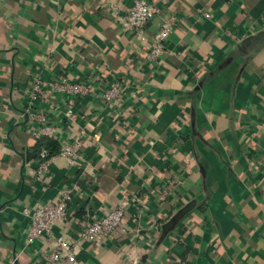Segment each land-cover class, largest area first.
Here are the masks:
<instances>
[{"label":"crops","instance_id":"obj_1","mask_svg":"<svg viewBox=\"0 0 264 264\" xmlns=\"http://www.w3.org/2000/svg\"><path fill=\"white\" fill-rule=\"evenodd\" d=\"M148 1L163 13L140 42L116 22L133 0H0V264H47L45 243H25L28 211L73 188L78 220L126 203L105 246L70 224L83 264H264V0ZM172 16L151 66L149 42ZM35 74L124 88L115 107L89 97L49 118L61 139L82 136L80 169L60 157L39 172L21 116ZM168 178L176 195L162 202Z\"/></svg>","mask_w":264,"mask_h":264},{"label":"built area","instance_id":"obj_2","mask_svg":"<svg viewBox=\"0 0 264 264\" xmlns=\"http://www.w3.org/2000/svg\"><path fill=\"white\" fill-rule=\"evenodd\" d=\"M112 11L117 7L110 5ZM162 9L148 0H133L132 6L124 15H118L116 22L123 34H130L140 42L148 41L146 38L147 27L157 17H161ZM202 17L210 18L209 13ZM177 18L172 16L165 18L149 42L147 61L151 66H158L166 54V44L174 33ZM209 63V60H207ZM205 66V65H204ZM32 89L26 94V109L24 114L28 118L27 131L33 134L39 141L49 138L57 141L61 146V152L47 159V151L42 150L39 163V172L47 173L49 163L58 158H63L68 168L80 169L83 165L84 143L82 136H76L73 140L61 139L60 129L48 123L51 116L59 111L70 118L77 101L94 97L103 104L115 107L123 102L124 88L120 82H115L108 87L95 86L89 82H71L67 79L61 81H45L40 74L33 77ZM58 96L64 97L62 101ZM168 159V157H164ZM178 182L168 178L167 183L158 187V200L165 202L168 197L176 195ZM74 188L64 190L54 200L46 204H38L34 210L28 211L29 225L25 234L27 246L34 242L45 243L46 248L42 252L47 264H83L77 258L74 241H71L68 227L70 224L80 225L79 242L88 243L96 247L105 246L116 239L124 229L126 203L122 202L117 207L106 211H89L83 220H78L70 215L69 204L73 200ZM58 229V233L55 230Z\"/></svg>","mask_w":264,"mask_h":264},{"label":"trees","instance_id":"obj_3","mask_svg":"<svg viewBox=\"0 0 264 264\" xmlns=\"http://www.w3.org/2000/svg\"><path fill=\"white\" fill-rule=\"evenodd\" d=\"M42 150L47 151V159H50L56 155H59L61 152V146L60 144L52 139L49 138H42L38 141L36 147L34 148V155L35 158L42 161L40 157V153Z\"/></svg>","mask_w":264,"mask_h":264},{"label":"water","instance_id":"obj_4","mask_svg":"<svg viewBox=\"0 0 264 264\" xmlns=\"http://www.w3.org/2000/svg\"><path fill=\"white\" fill-rule=\"evenodd\" d=\"M174 221H176V219H174L173 221H171V224H173ZM169 228H170L169 226L168 227L167 226L165 227V231H164L165 234L167 233V231L169 230ZM147 258H148L147 255L143 256L142 259L138 262V264H144V262L146 261Z\"/></svg>","mask_w":264,"mask_h":264}]
</instances>
